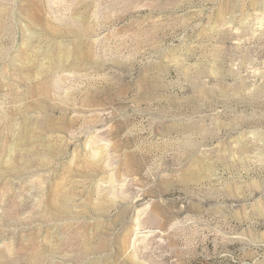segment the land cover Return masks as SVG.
<instances>
[{
	"label": "rangeland",
	"instance_id": "1",
	"mask_svg": "<svg viewBox=\"0 0 264 264\" xmlns=\"http://www.w3.org/2000/svg\"><path fill=\"white\" fill-rule=\"evenodd\" d=\"M0 264H264V0H0Z\"/></svg>",
	"mask_w": 264,
	"mask_h": 264
}]
</instances>
